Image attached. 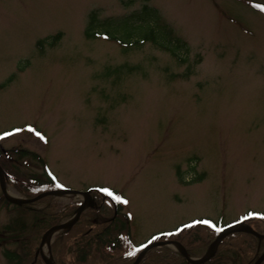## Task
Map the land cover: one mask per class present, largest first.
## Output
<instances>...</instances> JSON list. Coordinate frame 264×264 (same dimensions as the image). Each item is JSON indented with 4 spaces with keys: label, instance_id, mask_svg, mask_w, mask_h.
Segmentation results:
<instances>
[{
    "label": "rangeland",
    "instance_id": "374dc122",
    "mask_svg": "<svg viewBox=\"0 0 264 264\" xmlns=\"http://www.w3.org/2000/svg\"><path fill=\"white\" fill-rule=\"evenodd\" d=\"M261 6L264 0H0L7 191L23 197L43 179V160L62 189L102 187L123 197L115 222L95 197L56 242L61 261L111 258L109 244L125 234L117 229L122 212L135 246L187 223L231 225L264 213ZM90 22L120 42L86 35ZM149 35L185 61L144 41ZM82 198L52 196L50 212L39 203L9 204L0 192V264H30L45 230L67 221ZM164 245L145 256L175 249ZM235 245H222L206 264H244L251 251Z\"/></svg>",
    "mask_w": 264,
    "mask_h": 264
},
{
    "label": "trees",
    "instance_id": "16d2710c",
    "mask_svg": "<svg viewBox=\"0 0 264 264\" xmlns=\"http://www.w3.org/2000/svg\"><path fill=\"white\" fill-rule=\"evenodd\" d=\"M142 10L146 14L152 12L148 8H143ZM89 19H90V21L93 20V14L90 15ZM92 26H93V23L90 22V24L86 28V35L90 36L92 32L96 31L95 29H93ZM53 38H54L53 41H56L60 38V35L57 34ZM147 40L154 43L155 45H159L161 48L169 51L174 57H176L177 59L179 58V60L181 62L185 61L182 56L179 57V54L177 53V49L176 48L171 49L170 45H165V44H167V43H165V41L163 43H158L152 35L145 36L144 41H147ZM165 40L168 41L167 38ZM118 41L120 42V39ZM174 42H175V47H181L180 41L178 40V38H175ZM19 153H21V155H24L27 152L22 150V151H19ZM30 155H32V157H36V155L33 153H31ZM42 180H44V181H42ZM49 184H53V181L50 178L41 179L40 181L36 180V182L33 183L34 186L25 187L21 190V192L25 197H33L37 193L42 191L45 186L47 187ZM49 200H50V197H45V198L37 201L36 203L44 204L45 207L43 208V211H50L51 212L52 207L48 205ZM104 206H105V209H109L110 212L114 216L115 210L113 208H111L110 206H108V207L106 205H104ZM115 207H116V211H118L119 206H118L117 201L115 202ZM91 210L92 209H87V211H91ZM68 211H69V206L66 205L61 210H59L58 213L59 214L63 213L61 215L64 216V215H67L66 213ZM98 212L100 213V211H98ZM115 220H116V217H114L112 222H115ZM124 222L125 221H123L121 223V226H119L117 228L118 230H121V231L127 230V226L125 225ZM246 222L250 225H253L254 228L259 233H264V220L263 219H259V218L258 219L257 218L251 219L250 218V219H247ZM55 223H58V222H55ZM55 223H53V224H55ZM72 228L66 232L58 234L55 237L53 244L51 245V251H52V255H53L55 264H69V263L63 262L59 259V256L57 253L56 242L61 237H65V236L69 235ZM104 229H106V231H108L107 226H104ZM217 232H218L217 230L209 228L208 226H205V225H192V226L183 228L181 231H178L169 237L163 236L161 239L171 238V239L177 240L179 243H181L184 246V248L187 250L189 255L199 256L203 253V251H205V249L208 247V245L214 240ZM239 241L242 242L244 245L243 246L240 245L241 243L235 245L236 242H239ZM256 241L257 240L254 237H252L251 235H248V234H243V233L232 234V235L227 236L222 242H220V244L218 245V250L222 247V245H228L229 243H232L235 245V247H236L235 249H237L238 251H243L244 253H248V251H251V256L249 257V259L246 258L245 262H243V263L244 264H252L257 257L256 253L258 250H257V242ZM125 246H124V242L120 239V237L116 236L114 238V240H112V242L108 246V250L112 254L111 258L102 259L97 255H91L89 258V257L85 256L84 254H81L79 256L80 259H79L77 264H130L135 258V253H133V254L126 253ZM4 255L9 260L17 259V257L11 253L6 252ZM30 264H43V262L40 259H37L36 261H34V259L32 258ZM142 264H188V263L177 252H174V251L169 250L167 248H160V249L151 251L147 255V257L143 260ZM261 264H264V260L262 261Z\"/></svg>",
    "mask_w": 264,
    "mask_h": 264
},
{
    "label": "water",
    "instance_id": "95a60500",
    "mask_svg": "<svg viewBox=\"0 0 264 264\" xmlns=\"http://www.w3.org/2000/svg\"><path fill=\"white\" fill-rule=\"evenodd\" d=\"M0 188H1V191L3 193V195L5 196V198L11 202V203H14V204H17V205H21V204H24V203H30V202H33L45 195H51V194H83L84 195V200L82 202V204L77 208V211L75 213V216L69 220L68 222L66 223H62V224H59V225H55V226H52L51 228H49L43 235L42 239H41V244L50 236L56 234L57 232L59 231H63V230H67L69 229L78 219L81 211L83 210V208H85L87 205H90L92 202H91V198L88 194V192H78V191H74V190H55V191H51V192H46V193H42V194H39L38 196H36L35 198L33 199H12V198H9L6 194V191H5V185H4V180H3V176H2V170L0 168ZM234 231H243V232H247V233H250V234H253L255 235L256 237L258 238H262L264 236L256 233L254 230H252L249 226H244L242 224H239L237 227L236 226H233V227H230L228 229H224L218 236L217 238L215 239V241L210 245L209 247V251L208 253L205 254L204 257L200 258V259H191L187 256V253L185 251V249L180 246L178 243L174 242L175 245H177L179 247V250L181 252V254L186 258V260L191 263V264H201L203 262H205L207 259H209L210 257L213 256L214 254V251H215V246L217 245L218 241L226 234L230 233V232H234ZM157 244H163V243H154V244H151L150 246H148L147 248H145L139 255L138 257L136 258V260L134 261L133 264H137V262L139 261V258L144 254V252L146 250H148L150 247L154 246V245H157ZM48 251H49V246H48ZM49 256H50V253H49ZM42 259L44 261L45 264H53L51 258L50 259H47L45 258L44 256H42ZM264 259V252L257 258V260L254 262V264H260L261 261Z\"/></svg>",
    "mask_w": 264,
    "mask_h": 264
},
{
    "label": "snow or ice",
    "instance_id": "6c2138e0",
    "mask_svg": "<svg viewBox=\"0 0 264 264\" xmlns=\"http://www.w3.org/2000/svg\"><path fill=\"white\" fill-rule=\"evenodd\" d=\"M262 8H264V6H261ZM31 128V126H28ZM33 131H35L33 129ZM37 135H40V133H36ZM103 191L107 192L109 195H112L116 200H123V197L122 196H119L117 194H115L111 189H108V188H105V189H102ZM253 215H264V213H253ZM208 223H211L210 221H208Z\"/></svg>",
    "mask_w": 264,
    "mask_h": 264
},
{
    "label": "bare ground",
    "instance_id": "6f19581e",
    "mask_svg": "<svg viewBox=\"0 0 264 264\" xmlns=\"http://www.w3.org/2000/svg\"><path fill=\"white\" fill-rule=\"evenodd\" d=\"M7 194H8V196L11 197V198H14V197H15V195H14L11 191H7ZM50 238H51V237H49V238L45 241V243L43 244V246H42V252H43L44 254H45L46 251H47V244H48ZM45 256H47V255L45 254Z\"/></svg>",
    "mask_w": 264,
    "mask_h": 264
}]
</instances>
